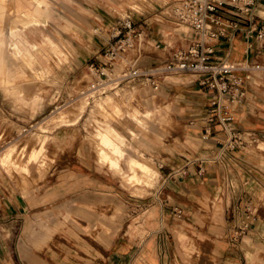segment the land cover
Segmentation results:
<instances>
[{"label":"rangeland","instance_id":"374dc122","mask_svg":"<svg viewBox=\"0 0 264 264\" xmlns=\"http://www.w3.org/2000/svg\"><path fill=\"white\" fill-rule=\"evenodd\" d=\"M51 1L64 16L62 25L68 24L69 27L58 29L59 36L66 43L61 46L63 53L55 40L48 39L47 55L60 58L64 54L65 58L58 65L53 64L51 73L38 81L32 80V74L27 70L29 78L18 89L20 93H8L0 87V156L13 147V156L25 162L32 150L42 148L39 159L41 170L26 175L28 182L25 186L18 174L9 176L0 166V198L21 202L24 205L21 217L26 221L25 228H21L20 222L12 226H1L0 241L6 243L8 238L12 250L15 238L21 231L28 237L48 234L49 237L40 246L33 245L48 258L58 260L62 256L70 257L73 264H97L106 257L108 250L113 252L133 247L127 255V260L131 259L144 247L143 241L159 237L160 262L215 263V259L209 255L213 246L210 239L206 238L214 236L217 227L223 230L226 228L228 233L231 229V215L224 213L220 202L222 199H210L208 204L196 208L192 217L186 219L172 215L171 209L165 205L171 200L162 192V172L168 162L166 148L184 147L176 139L182 141L190 129L183 117V102H179L171 92L181 82L180 79L166 78L159 90L153 91L149 86L133 82L116 83L114 79L124 66L119 61L106 70L108 77L102 81L90 68L91 64L95 67L105 66V47L110 42L112 28L126 17H130L136 24H146L150 37L153 35L159 39L157 35H163L166 44L164 50H155V42L149 38L147 43L132 49L129 60H137L144 65H154L156 60H167L172 47L180 40L183 32L188 31L185 26L173 21L172 9L182 0ZM133 2L139 7L134 8ZM81 7L85 11H79ZM79 18L85 19L86 23ZM53 28L51 25L50 30L53 31ZM30 39L40 41L37 30L30 34ZM99 47L102 49L98 56H102V60L91 58L89 53ZM245 58L236 63L244 65ZM33 66L38 68V64ZM90 79L106 82L104 88L96 92L101 87L89 89ZM172 80L174 82L170 83ZM250 89L256 103L263 107L264 68L251 73ZM107 95L129 102L130 106H136L142 111L148 107L155 108V104L160 108L168 103L175 105L172 111L173 122L162 127V136L148 133L156 140L151 149L141 147L132 140L127 129H136V125L124 112L110 119V123L135 147L130 154L158 172L152 184L144 187L141 192L125 184L108 164L99 161L95 149L97 124L94 120L102 117L98 113L91 118L89 115L98 100ZM85 96L88 105L78 121L74 125L59 123L61 112L71 109ZM112 136H116V132H112ZM245 137L247 139V135ZM261 142L258 139L254 145L249 143V149L264 153ZM127 158L128 155H125ZM122 166L124 170L127 169L125 160ZM138 179L136 176L130 181L142 183ZM22 187L26 188V194H23ZM201 199L202 196L196 198L198 203ZM152 208H156L153 209L155 213ZM79 226L89 227L90 232H82ZM179 229L184 232L181 239L176 234ZM138 244L139 248H136ZM184 245L192 247L186 258L181 254ZM111 264H115L114 261L111 260Z\"/></svg>","mask_w":264,"mask_h":264},{"label":"crops","instance_id":"0c3cea01","mask_svg":"<svg viewBox=\"0 0 264 264\" xmlns=\"http://www.w3.org/2000/svg\"><path fill=\"white\" fill-rule=\"evenodd\" d=\"M257 1L254 13L264 23V0ZM132 6L139 7L134 2ZM79 11L85 10L81 7ZM72 15L75 16V13L73 12ZM63 18L64 16L55 8L51 0H0V87L3 90L13 94L20 93L18 89L26 83V78H29L27 70L32 74L31 79L38 81L51 73L53 64L58 65L60 60L65 58L64 54L60 58L49 57L46 44L48 39L55 40L60 49L66 44L58 31L60 27H69L68 24L62 25ZM80 21L86 23L83 18ZM51 25L55 27L53 31L50 30ZM36 30L41 37L40 41L30 39V34ZM157 37L159 39H155L153 35L150 37L155 42L153 48L164 50L166 44L163 35H157ZM156 44H159L158 48ZM247 45L248 42L241 34H238L230 43L217 42L215 48L218 57H228L235 63L246 56L253 63L264 65L262 62L264 54L247 55L245 53ZM101 49L102 47H99L89 53L90 57L102 60L100 59L102 56H98ZM161 62L163 61L156 60L154 65ZM137 63L141 68L154 66ZM34 64H38V68H35ZM166 78H178L181 81L171 92L179 102H183L181 106L185 109L183 117L190 129L185 133L182 141L176 139V142L184 147L166 148L168 162L162 172V192L167 194V198L171 201L165 205L171 209L174 217L183 216L190 219L196 208L208 204L210 199L221 198L224 213L231 215L229 223L231 229L228 233L226 228L223 230L222 227H217L214 229L215 235L206 238L210 239L213 246L209 252V255L215 259L213 264H264V162L262 160L264 153L252 151L245 143L233 151L225 154L223 152L227 128L236 129L243 135L256 134L258 139L263 141L260 146L264 149V105L259 107L260 104L256 103L253 91L250 89V81H248L246 102L235 106L232 112L233 121L223 125L209 114V102L213 92L199 86L195 75H170ZM166 78L160 82L159 87ZM173 82L174 80L170 83ZM133 84L144 86L139 82H133ZM174 108L173 103H168L163 108L155 104V108L148 107L142 111L136 106H130L129 102L117 100L112 95L104 97L101 104L95 105L91 110L89 116L91 118L96 113L101 115L102 119L94 120L96 127L101 128L110 138L112 137L114 143L120 144L121 151L99 152L95 148L100 163L108 164L111 170L120 176L125 184L134 187L136 192H141L144 187L150 186L158 172L130 154L135 147L110 123V119L124 112L125 116L136 125V129H127L132 140L141 147L151 149L156 140L148 133L162 136V127L173 122ZM82 113L79 110L70 109L68 125H74ZM112 132H116V136H112ZM243 140H246L244 136ZM41 149L32 150L25 162H21L17 156H13L14 148H8L0 156V166L9 176L18 174L22 185L25 186L28 182L26 175L39 173L41 170L42 165L39 160ZM125 155H128L127 159ZM123 160L127 165L126 170L122 166ZM136 176L142 183L130 181ZM22 189L23 194H26V188L22 187ZM198 196H202L200 203L196 200ZM153 209L156 208H152L155 213ZM175 209L181 210V215H176L173 212ZM23 211L24 205L21 202L0 198V227L12 226L20 222L21 228H25L26 221L21 217L24 214ZM244 221L248 223L246 232L239 238L233 239V227L239 226ZM79 227L82 232H90L89 227ZM183 233L181 229L176 231L180 239L184 237ZM48 237V234L43 233L38 234L37 237H28L24 231H21L15 238L16 242L12 250L9 248L8 238L5 240L6 243L0 241V264H73L70 257L61 256L58 260H52L33 247V245L40 246ZM158 241L159 237L141 241L144 247L137 256L128 260L127 255L133 247L113 252L108 250L106 257L97 264H111V260L115 264H189L160 262ZM139 244L135 245L136 248H139ZM182 248V256L188 257L192 247L184 245Z\"/></svg>","mask_w":264,"mask_h":264},{"label":"built area","instance_id":"2783aa9c","mask_svg":"<svg viewBox=\"0 0 264 264\" xmlns=\"http://www.w3.org/2000/svg\"><path fill=\"white\" fill-rule=\"evenodd\" d=\"M257 4V0H182L172 9L173 21L188 31L183 32L172 47L167 60L149 68H141L137 60H129L132 49L150 38L146 24H136L130 17L123 18L113 26L110 42L105 47L107 63L104 67L91 64L90 68L102 81L108 77L106 70L119 61L124 66L114 79L116 83L139 82L153 91H157L160 82L170 75H195L199 86L213 92L209 114L220 124L228 125L233 121V108L246 101V83L251 80V73L264 66L247 58L244 65H239L228 57H218L215 47L217 42L230 43L241 34L248 42L247 55L264 54V23L254 13ZM155 46L158 48L159 44ZM226 135L224 154L244 143L254 145L258 140L254 133L243 135L231 128L226 129ZM245 135L247 139L243 140ZM173 212L181 215V210ZM247 228L245 221L234 226L233 239L243 235Z\"/></svg>","mask_w":264,"mask_h":264},{"label":"bare ground","instance_id":"6f19581e","mask_svg":"<svg viewBox=\"0 0 264 264\" xmlns=\"http://www.w3.org/2000/svg\"><path fill=\"white\" fill-rule=\"evenodd\" d=\"M90 80L91 81H90V83L88 85L89 89H96V87H101L100 89H96L94 92L102 90L104 88L103 84L106 83V82H102L101 83L98 80H92V79H90ZM111 80H113V79H111ZM101 93H104V91H101ZM102 99L98 100L96 105L101 104V100ZM87 105H88V101H87V98L85 96V98H81L79 100V102L76 105H74L71 109H74L75 111L79 110V112H84L85 109L87 108ZM69 110L61 112L60 116H58V119H59L58 122L59 123H62V124H65V125L70 124V123H68V120H67L68 119V111ZM95 136H96V146H95V148L97 149V151H99V152H105L106 150H112V151H115V152L121 151V145L118 144V143H114L115 142L114 139L112 137L110 138L109 135L104 133L101 128L96 127ZM107 140L109 142H107Z\"/></svg>","mask_w":264,"mask_h":264}]
</instances>
